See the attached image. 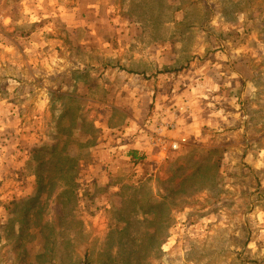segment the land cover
<instances>
[{
  "label": "rangeland",
  "instance_id": "374dc122",
  "mask_svg": "<svg viewBox=\"0 0 264 264\" xmlns=\"http://www.w3.org/2000/svg\"><path fill=\"white\" fill-rule=\"evenodd\" d=\"M0 264H264V0H0Z\"/></svg>",
  "mask_w": 264,
  "mask_h": 264
},
{
  "label": "crops",
  "instance_id": "0c3cea01",
  "mask_svg": "<svg viewBox=\"0 0 264 264\" xmlns=\"http://www.w3.org/2000/svg\"><path fill=\"white\" fill-rule=\"evenodd\" d=\"M153 54L154 51H149L147 52V55L149 54ZM232 74V73H231ZM230 74V75H231ZM140 76H137V79H140ZM234 80H232L233 82ZM156 120V117L153 115V121ZM181 122L183 123V121L181 120ZM195 125H193L194 127ZM142 127H144V131H146V133L142 132L139 135H132V134H126L124 136H119L116 139H118V145L119 147H117L118 150L122 151V150H129L132 149L133 152L132 154L135 155L136 159L135 160H140L141 161L145 158L148 157L150 160L154 159L157 162H160V160L163 159L164 156V150L166 148V144H163L161 142H159L158 140H155L153 137V132L155 131V126L153 125L152 121H149V123H143L142 122ZM194 132L192 134V136H197V132L196 130V126L193 128ZM184 137V135H181ZM180 138V137H178ZM168 142V139H166V142ZM103 147H105V145L103 144ZM147 158V159H148Z\"/></svg>",
  "mask_w": 264,
  "mask_h": 264
},
{
  "label": "built area",
  "instance_id": "2783aa9c",
  "mask_svg": "<svg viewBox=\"0 0 264 264\" xmlns=\"http://www.w3.org/2000/svg\"><path fill=\"white\" fill-rule=\"evenodd\" d=\"M172 128L174 129L175 127L174 126H169V124H162L159 128L157 127L153 133V137L155 140H158L159 142L165 144L166 142V138L165 137H162L161 134L166 131L165 129H169ZM186 142V140H183V141H178V142H174L172 147L173 149L177 150L180 148V146L182 145V143Z\"/></svg>",
  "mask_w": 264,
  "mask_h": 264
},
{
  "label": "trees",
  "instance_id": "16d2710c",
  "mask_svg": "<svg viewBox=\"0 0 264 264\" xmlns=\"http://www.w3.org/2000/svg\"><path fill=\"white\" fill-rule=\"evenodd\" d=\"M132 156H133L134 159L136 158L134 154Z\"/></svg>",
  "mask_w": 264,
  "mask_h": 264
}]
</instances>
